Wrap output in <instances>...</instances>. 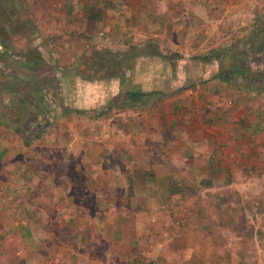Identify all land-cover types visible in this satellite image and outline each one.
I'll return each mask as SVG.
<instances>
[{"label":"rangeland","instance_id":"rangeland-1","mask_svg":"<svg viewBox=\"0 0 264 264\" xmlns=\"http://www.w3.org/2000/svg\"><path fill=\"white\" fill-rule=\"evenodd\" d=\"M98 1L96 3L99 5L100 0ZM112 1L114 2V0ZM142 1L144 3H137L138 0H133L130 4L125 1V4L120 6L118 11H108L104 17L105 24L115 25V30L103 37L105 45L100 48L111 52L112 50L121 51L120 53L125 54L127 59L122 61L121 70L126 69L122 81L113 77L111 79L101 78L97 82L90 80L93 77H101L103 75L102 69L98 65L95 68L90 67L87 63L92 55L91 52L97 49L95 44L86 49L87 53L73 55L75 67L71 69L69 66L67 68L68 62L72 59L71 54L66 50L63 52L57 50L61 43L62 31L67 26L54 22L48 17H60L59 14H62L60 7L47 6L45 1H38L31 5V0H0V123L19 122L25 135H19V137L23 140L32 139L33 142H37L35 138H39L40 131H45L47 125L52 126L50 124H53L54 117L63 113L65 105L97 107L98 112L106 113L104 124L107 127L106 132H110L102 135V142L108 146V143L109 145L119 144L117 142L118 135L121 141L129 142L131 140L126 132L129 128H133L135 123L129 122V119H133L138 110L146 109V115L143 118H136L140 120V125L144 126L148 121V124H151V130H157L155 127L160 118L155 111L164 112L165 109L168 108L169 110L172 105L178 104L179 113L185 114V117L180 120L182 122L180 129L187 127L191 130V123L187 122L190 121L189 117L192 112H195L191 107L195 102L190 104L188 103L189 100L185 99L184 101L171 100L168 103L164 101V96L167 99L177 93L180 87L189 86L191 88L197 81H203L219 72L220 59L208 64L205 57L199 58V55L215 56L222 53L224 60L222 66L225 69L230 63V55L242 52L244 53V66L250 69H261L262 67L264 69V0H211L209 9L199 7L200 13L199 15L196 14L195 17H204L207 13L214 18L221 19L224 16L227 19L226 23L231 21L230 29L233 31V35L214 48L215 51L210 54H189L187 52L180 54L179 48L178 50L175 49V44L173 45L171 40L152 34H147L144 37L139 35L134 38V35L131 34L133 28L130 26L144 28L147 23L145 29L158 28L157 25L155 27L153 23L149 22V18L151 21L152 17H159L158 13L161 11L159 0ZM177 3L176 0H168L169 7L166 8L165 6L162 9L165 13L164 18L170 20L177 18L175 16L179 12ZM145 8L155 11L158 15L153 14L152 17H146L149 15L148 11L145 14H140V11L146 12ZM132 10L136 11L138 17L131 18L140 22H128ZM204 10H206L205 13L201 12ZM120 15L123 18L122 21L113 23L112 19L119 20L118 16L120 17ZM181 17H185V13L184 15L182 13ZM144 19L146 20L145 23ZM178 20L167 22V25L179 24ZM76 22L78 23L79 20ZM156 23L161 25L159 20ZM220 26V30H225L223 25ZM224 26L226 27V25ZM74 39L80 40L79 37ZM177 40L182 41L181 43L188 41L187 38ZM1 41H5V45L1 44ZM110 43L114 45L111 46ZM27 45L33 46L29 48L28 52H26ZM74 45L77 49L81 46L77 43ZM37 48L40 50L38 49V51ZM72 51L75 52L73 49ZM40 53L44 60L34 72L43 80H51L53 75H57L61 79L62 90H60L59 81H56L54 85L40 81L39 86H33L32 83L27 82V79H30L31 71L22 63L31 59L34 62L42 59ZM225 53L228 54L225 55ZM257 53L258 55H256ZM16 74H19L20 77L16 78ZM222 75L232 79L235 76L239 77L232 75L229 69L224 70ZM80 78H84L86 83L79 85L78 80ZM238 79H240V83H243L241 78ZM93 83L98 86L96 88L97 91L100 90V96L95 97L96 94L93 96L90 93L91 90H94ZM129 89H137L147 93L144 98L145 107H143L144 104L136 105L140 107L134 109L129 107L131 106L130 100L126 96V91ZM232 89L236 91L235 86ZM103 90L108 93L103 94ZM87 92L91 96H88ZM112 95H114L113 99H111ZM234 97H239V95ZM242 97L245 99V96ZM79 100L81 103L72 104ZM220 100V98H216L217 102ZM197 104L198 110L206 111L207 106L202 100H198ZM239 107V104L238 106L236 103L232 104L229 111L226 110L227 112L224 113L225 115H217L216 121L218 139L215 143H218L220 147L224 146V128L228 127L232 132L234 131L231 134L234 139H228L231 141L233 152L238 150V146L234 149L233 146L236 147L238 144L237 137L241 127L237 120ZM220 109L217 107V111ZM148 112L151 113L150 118ZM197 115L202 119L200 121L198 118V124L193 125L194 135L191 136L199 138L207 133L205 117L207 114L197 112ZM163 119L165 120V118H161L162 122H164ZM243 120L247 121L248 124L250 122L248 117ZM117 121L121 130L116 134L110 128L115 126ZM60 123L63 125V122L58 119L54 124L55 128L45 131L48 139L44 140H52V135L49 133L60 131ZM171 128H175V125H172ZM243 131H245L246 137H252L247 132L248 130ZM173 132L174 130L167 129V133L157 134L161 139L160 141L153 139L148 142L141 139L135 146L138 152L145 151L144 144L152 150L153 161L162 163L156 167H151V170L158 174V178L166 177L167 180L162 182L144 181V178L147 179L144 175L146 169L141 170L139 167H133L131 173L126 176L127 169L122 163L120 166L107 165L110 172L112 170H114L113 173L121 172L120 174H124L126 179L124 178V182L119 181L116 189L112 188L114 192L111 193L115 194L114 197L108 195L99 203L88 196L80 197L89 205L87 220L83 228H79L76 224L78 214H74L76 223H72L73 227L67 228V211L64 210L67 186L63 185L61 178L57 179L60 190L45 191V194H50V200L57 204L58 213L56 217L51 211L46 214V216L49 215L54 224L53 231L56 236L54 239L56 251L52 252L53 255L51 256V258L55 257L56 260L51 264H143V262L148 263L149 261H152L153 264H264L263 144L254 151L246 150L243 156L247 162L252 163L244 167L248 178H243L241 183H231L227 187H224L218 180L208 185L206 181L196 182V178L200 175L205 177V165L190 167L189 171L193 177L187 174L183 175L179 149L182 145H187V134H179L178 137ZM54 138L56 140L57 137L54 136ZM92 138L93 140L101 139L100 134L97 133ZM177 138H179V145L176 143ZM255 138H257L258 144L260 141H264V131L255 134ZM161 142L164 146H168L164 148H167L168 153L173 156L165 159L159 155L162 149L159 147ZM99 144L101 145V142ZM217 145L214 155H210V157L215 156L216 159L217 157L222 159L223 149ZM105 146H103L104 151L101 152V156L113 159L112 155H114V159L118 163L122 159L118 154L119 151L117 153V151L107 149ZM197 147L201 154H205L201 143L197 144ZM91 154L93 151H90L88 155ZM144 154L146 155V153ZM236 156L238 157L235 153V158ZM174 158L179 159L176 161ZM199 163L201 164V162ZM211 165L209 163L212 169ZM50 168L52 169L54 166L51 165ZM54 171L52 172L65 173L67 178L72 176L70 179L75 192H81L79 173L74 175L75 164L65 169L62 165L56 166ZM185 178L187 181L188 178H193V182H183ZM214 183L215 185H213ZM87 184L89 187L93 186L90 183ZM144 185L148 186L149 189L152 186L158 188V192L156 190L145 192L154 193L149 197L154 202L151 207L146 205L147 198L137 196ZM166 187H169V196L166 194L168 191ZM172 193L175 196L171 198ZM241 193L246 194V197L241 199ZM155 194L159 196L156 197ZM76 199L78 201V198ZM59 226L62 229L57 228ZM60 244L62 247L59 246ZM72 245H74L73 251L70 250ZM58 247L61 248L58 249ZM134 257L142 262L140 260L138 262L133 261Z\"/></svg>","mask_w":264,"mask_h":264},{"label":"crops","instance_id":"crops-1","mask_svg":"<svg viewBox=\"0 0 264 264\" xmlns=\"http://www.w3.org/2000/svg\"><path fill=\"white\" fill-rule=\"evenodd\" d=\"M38 1H45V5L47 6H57L62 9V14H59L60 17H48V19H53L54 22H59L67 26L64 27V31H62L61 43L57 50L59 52L66 50L71 54L72 59L67 64V68L69 66L70 69L75 67L73 65L75 60L73 57L74 54L87 53L86 49L92 44L97 46L96 50H101L102 48L100 47L105 45L103 37L108 35L107 33L115 30V25L111 26L105 24L104 17H106L108 11L116 12L120 6L125 4V1L129 4L133 2V0H114V2L112 0H100L98 5L96 3V1L99 2L98 0H31L30 3L33 5ZM176 1L178 2L177 6L179 8L177 9H179V12L175 14L177 17L175 20H178L179 17V24L175 23L174 25H167V22H174L175 20L164 18L165 13H163L162 9L165 6L166 8L169 7L167 4L168 0H159L161 7V11L158 13L159 17H152L153 14L156 15L157 13L153 10H146V8V12H139L140 14H145L148 11L149 15L146 17H152L151 21L149 18V22L153 23V26L155 27L157 25L158 28H150V30L145 29L147 23L144 25V28L130 26L133 28L131 34L134 35V38L139 35L144 37L147 34H152L153 36H160L161 38L164 37L171 40L173 45L175 44V49L177 48L178 50L179 48L180 54L186 52L189 54H210L215 51L214 48L230 39V36L233 35V31L230 29L231 21L226 23L227 19L224 16L220 19L211 17L206 13L204 17H195L196 14L199 15L200 13L199 7L210 8L211 0ZM137 3H144V1L140 0L139 2L138 0ZM205 11L206 10L201 12L205 13ZM182 13L183 15L185 13V17H181ZM135 16H137V13L135 10H132L128 17L130 18L128 19V22L132 23L138 21L131 18ZM118 19L119 20L112 19V22L116 23L117 21H122L123 18H121L120 15V17L118 16ZM157 19L160 21L161 25L156 23L158 21ZM77 20H79L78 23L76 22ZM143 21L144 23L146 22L145 19ZM220 25H223L222 27L225 30H220ZM224 25H226V27ZM77 37L80 38L79 41L74 39ZM220 37H222V39H220ZM182 38H187L188 41L181 43L182 41L177 40ZM74 43L81 45L80 48L77 49ZM1 44L5 45V41H1ZM110 44L111 46L114 45L113 43ZM32 47V45H27L26 52ZM38 49L39 48H37V50ZM72 49L75 52H73ZM112 52L120 53L121 51L112 50ZM41 58L42 59L39 62H34L32 59L29 60L31 63L30 65L27 64L29 61H23L22 65L31 71L30 79H27V82L29 81V84L32 83L33 86H39L38 84L40 81H44V83L51 85H54L56 84V81H59L60 90H62V83H60L61 79L57 75H53L51 80H43L34 72L44 60L42 55ZM88 61L89 60H87V62ZM76 62L77 61H75V63ZM206 62L208 64L211 63L209 61ZM216 64H218V62H216ZM250 74L257 75L253 78L250 77ZM18 75L19 74H16L15 77L19 78L20 76ZM216 75L217 73L203 81H197L191 88L189 86L183 88L180 87L177 93L173 94V96L170 95L171 97H168L167 99H165L166 96H164V101L168 103H170L171 100L184 101L185 99L189 100L188 103L190 104L195 102L191 105L192 110L195 111L192 112L189 117L191 122L186 121L187 123H191V130L187 127L180 129L182 124L180 120L185 117V114L183 112L179 113L178 104L172 105L169 110L167 108L164 112L155 111L160 118V120H158L159 122L157 121L158 125L155 127L157 130H151V124H148V121L144 126L140 125V120L136 118H143V116L146 115V109L138 110L133 119H129V122L131 121L137 125H134L133 128H129L126 132L131 140L129 142L121 141L118 135L117 142L119 144L109 145L108 143V146H105V143L102 142V135H106V133L110 132H106L107 127L106 124H104L106 113L98 112L97 107L88 108L81 105L75 107L69 105V107L68 105H65L63 113L54 117L53 124H50L52 126L47 125V127H45V131H49L50 129L55 128L54 124H56L58 119L60 122H63V125L62 123L59 125L60 131L49 133L52 135H50L52 140L49 141L44 140L48 139V135L45 131L41 130L38 135L39 138H35L37 142L28 139L26 140V144L25 140L19 137V135L25 136L19 122L11 121L6 124L0 123V264H51L56 260L55 257L51 258L53 255L52 252L56 251V242L54 241L56 236L53 231V228L55 227L49 215L46 216V214L51 211L55 217L58 216L57 204L55 201L50 200V194H45V191L54 192L59 189V184H57L59 183L57 181L59 178H61L63 185L67 186V192H65L64 197V210L67 211V228L69 229L73 227V222L76 223L74 214H78V221L76 224L79 228H83L84 223L87 220V209L89 205L86 201L81 200V196L91 197L99 203L108 195L114 197L115 194L111 192H114V189L117 188L119 181L124 182V178L126 179L124 174H120L121 172L113 173L114 170L110 172L107 165L120 166L122 163L127 169L125 172V174H127L126 176L131 173L133 167H139L141 170L146 169L144 175L147 179L144 178V181H166V177L158 178V174H155L156 172L151 170V167H156V165L162 163H155L153 161L151 155L152 150L147 148L148 146L144 144V148H146L145 151L138 152L136 151L135 146L141 139L147 140L148 142L153 139L160 141L161 139L157 134L163 135L167 133V129L174 130L173 134L176 136L178 135V137L179 134H187V145H182L179 149V157H181L182 160L180 165L183 167V170H181V168L180 170L183 175L187 174L190 177H193L189 168L192 166L205 165L206 178L201 177L200 175L196 178V182L206 181L208 185H210L213 181L218 180L224 185V187H227L230 186L231 183H241L243 178H248L244 167L249 166L252 163L247 162L243 156L246 150L254 151L259 145L261 146L263 144L264 146V141H260L258 144L256 141L257 138H255V134L264 131V69L263 67L261 69H249V73L238 75L239 77L234 75L235 78L233 79L223 78ZM238 78H241L243 83H240L241 81ZM99 80L101 79L93 77L90 81L98 82ZM78 82L79 85L86 83L84 78H80ZM92 85H94L95 91L91 90L90 93L93 96L96 94L95 97L98 95L100 96V90L97 91L96 88L98 86L94 83ZM233 86L236 87L237 93L232 89ZM106 90H103L102 93H108ZM91 94L87 92L88 96H91ZM232 95H239L240 99L239 97H234ZM84 96L86 97V95ZM242 96H245V99ZM113 97L114 95H112L111 99H113ZM216 98H220L221 100L217 102ZM191 99L194 100L192 101ZM198 100H202V102L205 103V106H207L206 111L198 110ZM76 103L78 104L81 102L79 100L72 104ZM234 103H236L237 106L238 104L240 105L238 108L240 109L238 112L239 114L237 116V120L239 121L238 125H241L239 128L240 133L237 137L238 144L236 147L233 146V149L238 146L239 152L238 150L235 152L232 150L231 141L228 139L233 138L231 137V134L234 133V131L232 132L228 127L224 128V146L220 147L218 143V145L215 143L216 139H218L216 134L217 115L221 116L229 111ZM145 106L146 104L143 105V107ZM136 107L140 106H133L131 109ZM217 107L221 108L219 110L220 112L217 111ZM197 112L207 114L205 116L207 120V133L199 138L191 136L194 135V132L192 131L193 125L198 124V118L200 121L202 119L201 117H198ZM148 114L150 118L151 113L148 112ZM162 117L165 118V120L163 119L164 122L161 120ZM245 117L250 118L249 124L246 123L247 121L243 120ZM50 121L51 120L49 119V122ZM118 123L119 122L117 121V124L110 128L111 131L116 134L121 130ZM172 125H175V128H171ZM243 130H248L247 132H249L252 137H246V133ZM95 133L100 134L101 139L93 140L92 136L95 135ZM53 135L57 137L56 140ZM176 140L177 145H179V138ZM100 142L101 145L99 144ZM200 143L202 144V149L205 154H201V152L198 151L199 148L197 147V144ZM216 145L220 149H223L222 159L220 157H217L216 159L214 158L215 156L210 157V155H214ZM103 146L107 149L117 151V153L119 151L118 154L122 159L116 163L114 155H112L113 159L101 156V152L104 151ZM166 146L167 145L164 146L162 142L159 145V147L162 148L159 155L165 159L166 157L169 158V156H173L168 153L167 148H164ZM90 151H93V154L88 155ZM163 152L164 154H162ZM144 153H146V155ZM235 153L238 155L236 158ZM178 159L174 158L176 161ZM199 162H201V164ZM209 163L212 164V169L210 168ZM73 164H75L74 175L79 173L80 185L82 187L80 193L75 192L73 188V183H71L70 179L72 176L67 178L65 173H54V168H56V166L59 167L62 165L65 169ZM51 165L54 166V168H52L53 170L50 168ZM192 171L195 173L197 172L194 170ZM117 174L118 177H116ZM153 174H155L156 177L155 175L153 176ZM50 182H52L54 186L49 184ZM183 182H193V178H188V181L185 178L183 179ZM87 183H90L93 186L89 187ZM213 185H215V183ZM166 188L168 190L169 187ZM148 189L149 187L144 185L137 196L147 198L146 205L151 207L154 205V202L149 197L154 195V193L149 194L145 192H150L151 190H156V192H158V188L152 186L151 189ZM167 192L166 194L169 196V190ZM157 194H155L156 197L159 196ZM170 196L172 198L175 195L172 193ZM245 197L246 194L241 193V199ZM76 198H78V201ZM57 228L62 229L60 226ZM61 244L59 246L62 247ZM61 247H58V249ZM70 250H74V245L71 246Z\"/></svg>","mask_w":264,"mask_h":264},{"label":"trees","instance_id":"trees-1","mask_svg":"<svg viewBox=\"0 0 264 264\" xmlns=\"http://www.w3.org/2000/svg\"><path fill=\"white\" fill-rule=\"evenodd\" d=\"M262 46V45H261ZM260 46V47H261ZM91 57L88 59L89 61L87 62L89 64L90 67H97V65L102 69L103 71V75L101 77H97L99 79L101 78H113V77H117L119 79V81H122L124 79L125 76V69L123 68L121 70V63L124 59L126 58V55L123 53H116V52H111L110 50L107 49H101V50H94L93 52H91ZM228 53H225V55H227ZM258 55V53L256 54ZM134 56V55H133ZM132 56V57H133ZM220 56V57H219ZM230 63L227 67H225V69L223 68L222 64H224V60L222 59L223 54H216L215 56L210 55V56H201L199 55L198 57H205V59L209 62H211L212 60H217L220 59L219 64L221 65L219 67V72L217 73L216 76L219 77H223L222 75L223 71L226 69L231 70L232 75H244L245 73H249V67L244 66L243 63V57H244V53H240V52H236L233 53L232 55H230ZM41 59L37 60V62H39ZM27 62V61H26ZM27 64H31L30 62H27ZM224 69V70H222ZM257 74H250V77L255 78ZM91 77V76H90ZM96 78V77H95ZM227 78V77H225ZM126 96L127 99L130 100V105L131 107L136 106V105H140V104H144L146 101L144 100V98L147 96V93L139 91L137 89H129L126 91ZM25 143L27 144V141L25 140ZM140 259L134 257L133 261H139ZM141 261V260H140ZM142 262V261H141ZM143 264H153L152 261H149L148 263H144Z\"/></svg>","mask_w":264,"mask_h":264}]
</instances>
